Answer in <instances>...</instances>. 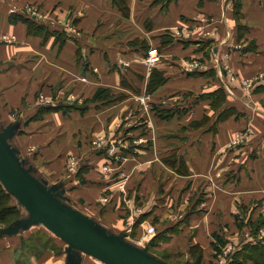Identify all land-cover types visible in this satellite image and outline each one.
<instances>
[{
	"label": "crops",
	"instance_id": "1",
	"mask_svg": "<svg viewBox=\"0 0 264 264\" xmlns=\"http://www.w3.org/2000/svg\"><path fill=\"white\" fill-rule=\"evenodd\" d=\"M5 3L40 7L77 34L61 36L64 26L59 37L44 34L54 31L36 21L44 30L30 32ZM145 45L160 46L164 58L151 74L140 64L144 72L132 78ZM155 71L164 82L151 88ZM102 88L109 98L93 101ZM115 95L122 97L116 110L104 109ZM143 97L182 110L164 119L145 108L150 125L134 129L131 153L111 133L119 132L127 101ZM70 100H85L86 110ZM0 143L53 210L94 237L144 252L114 235H130L124 211L148 208L146 219L165 234L148 241L142 226L145 246L164 238L163 249L185 263L196 254L200 264L243 261L242 252L264 244V0H0ZM129 165L137 177L130 186ZM6 191L18 213L0 224V264H109L55 234ZM216 235L224 240L218 249Z\"/></svg>",
	"mask_w": 264,
	"mask_h": 264
},
{
	"label": "rangeland",
	"instance_id": "2",
	"mask_svg": "<svg viewBox=\"0 0 264 264\" xmlns=\"http://www.w3.org/2000/svg\"><path fill=\"white\" fill-rule=\"evenodd\" d=\"M6 2H7V0H6ZM6 4L7 3H5V6H6L7 10L8 9H9V11H12L13 9L15 10V12L12 11V12H14V15H15V16L12 15V17H14V20H16V19L24 20L25 19V20H27L29 22H32V21H36V17L38 16V18L40 19V24L41 25L46 26L48 29L49 28L53 29V31H54V32H51V31L50 32H44V34H48V33L49 34H55V30L58 31V28H56L57 26L56 27L54 26V20H56V19H54V16H52L49 12L40 11V7L35 11V13L37 15L36 16L35 14L32 15L34 10L29 8V7H25V5L17 6L16 4H13V5L12 4L11 5L7 4L8 5L7 6ZM237 9H238V6L236 5V7L234 8L233 14L235 13V18L239 19V17H241V16L236 14L235 11ZM37 23H39V22H37ZM239 27L240 28L243 27L241 29V31L245 32L247 30L246 26L242 25V26H239ZM72 33H73L72 35H74L76 32H72ZM59 34H61V36L64 37V36H68L67 34H69V32H65V33L64 32H60ZM9 36L11 38H13V36H11V35H3L2 38H1V41L5 42V43L12 42V41L9 42V41L5 40V38L9 37ZM55 36L59 37L56 34H55ZM13 40L15 41V38H13ZM177 42L181 43L182 40H178ZM147 47H149V45L148 46L147 45L142 46V48H144L145 51H146V56L148 54V51L151 49V48L147 49ZM155 47L156 46H154L152 48H155ZM157 49L159 50V52L162 51L160 46ZM146 56L144 55V57L142 58V63L140 62V63H138V65L132 66V69H131V67L127 68V69H131L130 70V76H132V78H135V73H134L135 70H137V72H140V73L144 72L143 69L141 68V66L144 64V58ZM163 58L160 57L161 60ZM140 64H142V65H140ZM198 68H199V66L196 67V68H191V69L194 70V69H198ZM146 72L149 73V74L152 73V71L150 69L147 70V68H146ZM133 91H131V92L134 93V94L139 93V92H136L135 89H133ZM121 98L122 97L118 96V95L112 96L111 100H108L106 103L102 104L105 107L104 106L100 107L101 105H99V106L97 105L96 108L97 109H99V108L101 109V108L104 107V109H107V110L109 109L110 112L111 111H115L116 109L113 110V107H115V105L116 106L119 105L118 101H120ZM135 100L133 99L132 100L133 102L129 101V100L127 101V103L128 102H131V103L128 104V107L124 111H121L124 114L117 120V123L120 126L119 127L120 128L119 132L120 131L121 132L120 133L119 132L111 133V134L120 135V137H121V139H123V141H124L123 143L125 144L127 149H129V148L132 149L131 153H133V147L132 146L135 144V138L133 137L134 129L136 127L138 128V127H141V126L144 127L145 129L149 128L150 117L148 115H146V113H145L146 109L152 110V112L154 111L153 114L158 115V116H160V114L162 113L161 110L162 111L166 110V111H168L170 113H175L176 111H177V113H181V110H182L180 105H176L177 103H175V102H171V104H168V103L167 104L166 103H159V104L153 103V105L152 104L149 105V104L142 103L141 102V98L139 100H137V101H135ZM69 102L71 104H74L73 105L74 109H80L82 111L86 110L87 102L85 100L82 101V102L76 101V100H70ZM156 112H157V114H156ZM103 115L104 114H102V117H101L102 121H104V119H106L105 118L106 116L104 115V117H103ZM95 118L98 119V117H95ZM124 127L126 129H123ZM116 135H113V136H116ZM122 150H123L122 152L129 151V150H124V149H122ZM125 155H126V152H125ZM129 167H130V170L128 172L123 170V172H125V174L123 173V177H124V180H126V181L128 180V184L130 186L131 184L135 183V178H137V177H136V175H132V176L129 175L130 172L133 174V172L135 171L134 165H132V166L129 165ZM125 170H126V167H125ZM129 176H130V178H129ZM135 209H136L135 206H132L131 209L128 208L123 213L125 221L129 223L126 226L128 227V233H130V235L127 236L124 239L123 236L120 234L121 232L118 231L119 233L114 235V240L116 242H120L119 240H123L124 242L122 243V245L127 246L129 248H136V250H140L142 248V246H144V248L147 247V250L144 251L145 254L151 255L153 257H157L159 260L164 261V262L167 261V263H173V264H180V263H184V264H198V262L196 260L197 254H196V256L194 254L195 259L191 260L192 262H190V261L187 262L186 261V263L183 262L184 260H182V258L179 255L174 256V258L171 255H169L167 253V251L165 249H163V246H164V244L167 241L164 238H163V240L159 241V242H161L160 245H162V246H159V245H156V244H151V245L145 246L144 242H146V240H148L147 235L145 236L146 240L145 239L142 240V238L140 236H138L139 230H142V226H144L146 224L150 225V222L152 223L154 221L151 220V219L150 220L146 219V218L150 217V213H149V209L148 208H145L143 210V213H139L138 212L139 210H137V209H136L137 210V212H136ZM131 210H132V212H131ZM242 224H244V223H242ZM151 225H154L156 227L157 231L163 232L165 234V231H163L164 229L161 230V228H162L161 226L162 225H158L157 223L155 224V222L152 223ZM244 225H243L244 227H243L242 230H244L245 233L248 234V233H251V232H255V229L252 226H250L249 224H244ZM118 230H122V229H118ZM125 231H126V229H125ZM146 232H147V230H146ZM195 252L197 253V250H195L194 253ZM167 259H169V260H167ZM254 260H255V258H252V257H250L249 259H244L243 261H239L237 259V263H235V264H238V262H241L239 264H252L251 262H254ZM214 262H215V260L214 261H209V260L206 259L205 262L201 263V264H216L217 263V262H215V263Z\"/></svg>",
	"mask_w": 264,
	"mask_h": 264
},
{
	"label": "water",
	"instance_id": "3",
	"mask_svg": "<svg viewBox=\"0 0 264 264\" xmlns=\"http://www.w3.org/2000/svg\"><path fill=\"white\" fill-rule=\"evenodd\" d=\"M0 181L8 191L23 200L42 224L70 242L78 249L109 264H169L157 258L121 248L99 239L63 220L50 206L46 198L12 163L0 143ZM40 207L38 209L37 207ZM12 230L16 227H10Z\"/></svg>",
	"mask_w": 264,
	"mask_h": 264
},
{
	"label": "trees",
	"instance_id": "4",
	"mask_svg": "<svg viewBox=\"0 0 264 264\" xmlns=\"http://www.w3.org/2000/svg\"><path fill=\"white\" fill-rule=\"evenodd\" d=\"M237 6H238V3H237ZM12 19H14V17H12ZM28 23H29L30 32L38 33L44 30L43 26L41 25H37L29 21ZM163 82H164V77L155 71L153 73V77L150 79L149 87L152 88L153 84L155 85V87H157ZM216 95L220 97L222 95L221 91H218ZM100 97L102 99H108L109 98L108 91L103 88L98 90L95 93L92 100L97 101V99ZM161 112L162 113L160 114V117L164 119L170 118L171 115L174 114L166 110H163V111L161 110ZM10 202H11L10 194L6 191L3 184L0 182V224L9 223L11 220H13L17 216V213H18L17 207L11 206ZM216 240L217 242L214 244V246H215V249H218L217 243L221 242L222 244H224V240L218 235H216ZM242 254L245 256L246 259H249L250 257L255 258L253 262L254 264H264V244L258 243V245L256 244L252 246L251 248H248V250L242 252ZM235 263H237V261H234V264ZM238 263H241V262H238ZM198 264H200V261L198 262Z\"/></svg>",
	"mask_w": 264,
	"mask_h": 264
},
{
	"label": "built area",
	"instance_id": "5",
	"mask_svg": "<svg viewBox=\"0 0 264 264\" xmlns=\"http://www.w3.org/2000/svg\"><path fill=\"white\" fill-rule=\"evenodd\" d=\"M33 14L36 15L35 11H33L32 15ZM36 21L40 23V19L38 18V16L36 17ZM54 26L55 27L57 26L56 28H58L60 30H63L62 27L64 26L67 29V31L69 32L70 35H72L73 34L72 32H74L73 31L74 29H73L72 26H68L66 24H63L62 22H60L58 20H54ZM75 34H77V33H75ZM11 36H13V38H15L14 35H11ZM13 38H11L9 36V37H6L5 40L10 42V41H13ZM160 57H161V55H160L159 50L157 48H151L148 51L147 56L144 58V64H145L147 70L148 69L151 70L156 65V63L160 60ZM196 67H198V65H195L192 68H196ZM246 86L247 87H252L253 86V82L252 81L246 82ZM141 102L144 103V104H147V101L145 100V97L141 98ZM244 137H245L244 134L240 135L239 138L237 140H235V143L241 142ZM100 143H102V142H100ZM100 143H98L97 146H99V147L102 146V144H100ZM111 147H113V146H111ZM74 165H76V161L72 162V165H71L72 169H74ZM146 230H147L146 235H147L148 240L153 239L156 236V234H157V229H156V227L154 225H151V224L148 225Z\"/></svg>",
	"mask_w": 264,
	"mask_h": 264
},
{
	"label": "bare ground",
	"instance_id": "6",
	"mask_svg": "<svg viewBox=\"0 0 264 264\" xmlns=\"http://www.w3.org/2000/svg\"><path fill=\"white\" fill-rule=\"evenodd\" d=\"M37 208L41 210V208L39 206Z\"/></svg>",
	"mask_w": 264,
	"mask_h": 264
}]
</instances>
